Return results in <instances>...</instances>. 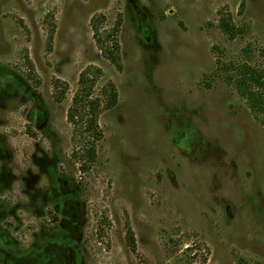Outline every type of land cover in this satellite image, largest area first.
I'll return each instance as SVG.
<instances>
[{"label": "rangeland", "instance_id": "1", "mask_svg": "<svg viewBox=\"0 0 264 264\" xmlns=\"http://www.w3.org/2000/svg\"><path fill=\"white\" fill-rule=\"evenodd\" d=\"M242 64L264 65V0H0V149L12 154L0 167L15 175L0 185V229L13 252L64 244L75 264H264V117L230 81ZM90 68L102 108L117 91L98 138L68 119ZM40 153L67 182L58 208L42 197ZM25 177L39 178L32 198Z\"/></svg>", "mask_w": 264, "mask_h": 264}, {"label": "trees", "instance_id": "2", "mask_svg": "<svg viewBox=\"0 0 264 264\" xmlns=\"http://www.w3.org/2000/svg\"><path fill=\"white\" fill-rule=\"evenodd\" d=\"M95 40L104 53L112 63L119 65V52L118 44L116 41L108 43L106 39L100 33L95 20L92 22ZM221 29L230 38H234L238 35L237 28L228 21H224L221 24ZM115 35V34H114ZM100 70L88 69L84 71L80 76L79 89L73 99V104L68 112V119L74 125L82 124V135L91 134L92 137L98 138L100 132H98L97 124L99 111L102 109H110L117 103V91L113 84H110L105 94L107 95V101L102 108V100L100 98L93 97V92L97 79L100 75ZM230 81L235 83L240 95L247 100L250 109L264 117V65L261 67H253L248 64H242L238 66H232L231 72H229ZM56 89V101L61 103L66 95V90L55 86ZM88 160H93L95 156V147L90 145V148L86 151ZM128 247L132 252L137 250V242L134 231L128 225L126 234ZM237 264H248L243 258H237Z\"/></svg>", "mask_w": 264, "mask_h": 264}, {"label": "flooded vegetation", "instance_id": "3", "mask_svg": "<svg viewBox=\"0 0 264 264\" xmlns=\"http://www.w3.org/2000/svg\"><path fill=\"white\" fill-rule=\"evenodd\" d=\"M9 150L0 149V156H12V154H8ZM41 155V156H40ZM36 156V155H33ZM40 156L39 162L40 165L37 167L41 168L43 178L46 179L48 186V189L45 193L42 194V197L44 196L45 200L49 198L51 202L56 203V208L59 207V202L62 200L60 198V193L64 190V184L67 183L66 181L61 180L58 173L54 171V168L49 164V162L46 160V156L43 154H39L36 157ZM15 177L14 172L10 169L9 166L7 167H0V185H7V184H13L14 181L13 178ZM26 187L29 185V182L32 181V190L30 186L28 187L30 189V198L33 197L34 192V184L39 183V178H36L34 181L29 177L24 178ZM35 185V186H36ZM38 191H36L37 195ZM77 205V204H75ZM78 212V211H77ZM1 215V214H0ZM56 219V218H55ZM12 239L10 238V235L4 232V230L0 229V260L3 261L5 264H44L47 262V264H75L74 258L70 256L69 252L66 253V247L64 244L61 246L63 248V251L57 250L58 246L56 247V251H44L43 253L37 252L33 253L32 256L28 255H22L18 256L13 252V244ZM68 249V248H67Z\"/></svg>", "mask_w": 264, "mask_h": 264}]
</instances>
